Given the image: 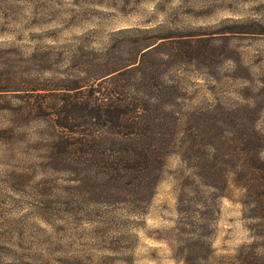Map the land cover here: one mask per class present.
<instances>
[{
	"label": "rangeland",
	"instance_id": "1",
	"mask_svg": "<svg viewBox=\"0 0 264 264\" xmlns=\"http://www.w3.org/2000/svg\"><path fill=\"white\" fill-rule=\"evenodd\" d=\"M141 48L155 78L111 80ZM93 95L171 114L150 199L109 198L135 180L115 173L118 123L62 125ZM241 106L234 136L213 110ZM247 114L262 165L237 144ZM263 170L264 0H0V264H264Z\"/></svg>",
	"mask_w": 264,
	"mask_h": 264
},
{
	"label": "trees",
	"instance_id": "2",
	"mask_svg": "<svg viewBox=\"0 0 264 264\" xmlns=\"http://www.w3.org/2000/svg\"><path fill=\"white\" fill-rule=\"evenodd\" d=\"M162 39L163 38L153 39L155 42L150 44V47L156 45L157 42ZM158 46L160 45L157 44L150 50L155 52ZM145 49L141 48L138 59L129 66L122 68L117 76H113L114 78L111 80L137 74L143 83L152 81V79L155 78V70L151 68L155 66L150 61L146 60L149 50L143 52ZM178 57V55L170 54V59H178ZM105 101L107 102L108 100ZM85 102V109L82 116L78 118V116L74 114H65L64 118L60 119L62 123H65L62 125H67V123L79 120L90 127L103 121L109 128H114L118 123L117 126H120V133L122 134L118 143V164L120 166L122 165L123 169H116L115 173L117 174L122 171L123 180H131L132 177L135 178L130 184L133 193L128 194L119 189L116 194L109 196V198L115 199L117 202L121 203L127 202L130 195L131 198L134 197L138 203L150 199L153 187L157 183L158 171L162 167L165 154H167V150L169 149L165 140L170 134L168 133V129L164 127L167 126L166 121L168 116L171 117V114L162 111L163 108L160 107L162 98L160 96H156V98L147 97L145 100H136L135 102L124 100L117 106H113V104H109V102L99 104L93 95ZM119 110L121 112L116 113L117 111L119 112ZM246 110H248L246 106H241L229 108L222 112V110L217 107L213 110V113L218 114L219 112L221 118L219 123L226 128H231L232 132L234 131V136H237L240 131L239 128L243 123L242 114L240 113ZM252 114H247L249 132L246 136L245 143L237 142V144L240 143L239 145L244 147V152H247L250 158L249 161L262 165L260 160L255 158L258 151H260L258 145L262 139H260L259 134L254 130L251 124L254 117ZM214 127L215 125L213 124L211 129L213 130ZM111 142L113 143L112 140ZM188 149H192L195 152L193 148L189 147L184 149V153H186ZM211 149L214 158H216V156L219 157L222 153L220 144H213ZM84 156L88 158L87 161L89 162L94 161V157H96L94 151H90L89 154ZM109 170L110 168L108 171ZM207 170L205 166H199V171L203 173V175H199V181H197L198 183L201 182L199 186L203 184V186H211L215 190H219L222 184L224 186L225 182L220 184V178L216 175V173L219 174L221 171L219 166L209 171L210 174L206 173ZM262 172H264V170ZM111 179L112 180L108 181L107 187L114 190L120 188L117 187V184H122V182L119 180L113 181L114 178Z\"/></svg>",
	"mask_w": 264,
	"mask_h": 264
}]
</instances>
